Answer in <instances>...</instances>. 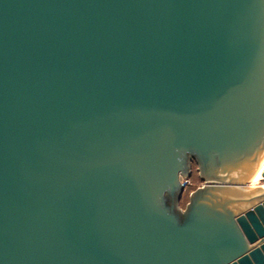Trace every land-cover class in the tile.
Returning <instances> with one entry per match:
<instances>
[{
	"label": "water",
	"instance_id": "95a60500",
	"mask_svg": "<svg viewBox=\"0 0 264 264\" xmlns=\"http://www.w3.org/2000/svg\"><path fill=\"white\" fill-rule=\"evenodd\" d=\"M263 158L264 0H0V264H264Z\"/></svg>",
	"mask_w": 264,
	"mask_h": 264
},
{
	"label": "rangeland",
	"instance_id": "374dc122",
	"mask_svg": "<svg viewBox=\"0 0 264 264\" xmlns=\"http://www.w3.org/2000/svg\"><path fill=\"white\" fill-rule=\"evenodd\" d=\"M260 174H261V171H259L258 174L255 176L257 185L264 183V179L261 178ZM182 182L185 184V187H184V191H183V194L180 200V207L184 208V206L188 202L189 194L191 193V191L202 184V181L199 178L195 164L192 165L190 176L183 179Z\"/></svg>",
	"mask_w": 264,
	"mask_h": 264
},
{
	"label": "bare ground",
	"instance_id": "6f19581e",
	"mask_svg": "<svg viewBox=\"0 0 264 264\" xmlns=\"http://www.w3.org/2000/svg\"><path fill=\"white\" fill-rule=\"evenodd\" d=\"M263 170H264V158L262 159V161H261V163H260L257 171L250 177V179L248 181V186H250V187H254L255 186V184H256V178H255V176L258 174L259 171H261V174L260 175H261V178H263L262 177ZM255 187H264V183L263 184H260L258 186H255Z\"/></svg>",
	"mask_w": 264,
	"mask_h": 264
},
{
	"label": "crops",
	"instance_id": "0c3cea01",
	"mask_svg": "<svg viewBox=\"0 0 264 264\" xmlns=\"http://www.w3.org/2000/svg\"><path fill=\"white\" fill-rule=\"evenodd\" d=\"M255 185H256V186H258L259 184H258V185H257V184H255ZM254 187H255V186H254Z\"/></svg>",
	"mask_w": 264,
	"mask_h": 264
}]
</instances>
